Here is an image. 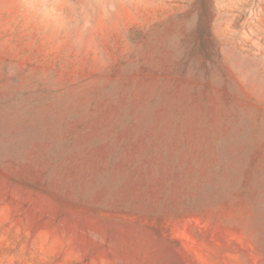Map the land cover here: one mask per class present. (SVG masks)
Segmentation results:
<instances>
[{
  "label": "rangeland",
  "instance_id": "374dc122",
  "mask_svg": "<svg viewBox=\"0 0 264 264\" xmlns=\"http://www.w3.org/2000/svg\"><path fill=\"white\" fill-rule=\"evenodd\" d=\"M0 264H264V0H0Z\"/></svg>",
  "mask_w": 264,
  "mask_h": 264
}]
</instances>
